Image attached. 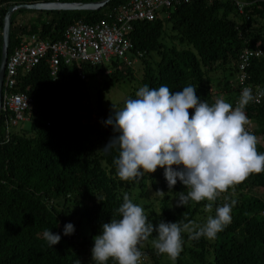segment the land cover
Returning <instances> with one entry per match:
<instances>
[{
	"label": "trees",
	"instance_id": "1",
	"mask_svg": "<svg viewBox=\"0 0 264 264\" xmlns=\"http://www.w3.org/2000/svg\"><path fill=\"white\" fill-rule=\"evenodd\" d=\"M39 1L52 0H0L1 25L10 5ZM127 1L110 0L98 10H17L12 16L9 53L29 34L61 39L71 23L80 19L95 23ZM245 1L248 5L244 14L238 11L234 0H190L170 10L165 19L137 21L131 36L134 52L142 54L141 87L167 85L175 92L192 85L200 99L210 105L216 101L215 95H222L235 106L240 97L238 83L226 75L225 81L215 87L210 74L230 68L228 74L233 75L245 47H264V0ZM21 12L32 15L30 22L24 24L18 19ZM168 21L176 32L173 38H178L180 45L167 47L162 41ZM2 39L1 34L0 64ZM155 51L160 58L153 61ZM117 63L114 61L113 66ZM109 66L112 65L62 62L54 79L49 58L43 57L32 70L19 72L15 90L32 95L34 104L27 112L31 125L22 131L15 130L17 125L9 126L5 111L0 116V264H95L91 248L93 237L101 234V225L121 218L117 209L125 193L137 203L128 193L127 184L139 187L141 194L149 183L157 192L187 193L179 181L169 189L162 168L134 181L119 179L113 163L117 150L105 152L102 148L116 135L103 121L120 109L106 108L102 98L118 80L128 79L129 72L122 73L118 67L108 72ZM81 68L86 79L89 75L109 74L99 89L100 112L95 121H89L92 112L86 105L89 94ZM248 72L250 83L264 86V57L254 59ZM138 90L130 93L122 108ZM245 112L255 123L254 135H261L264 140V99L259 105L249 103ZM257 150L264 153V144L258 142ZM256 188L264 195V172L251 174L243 183L229 188L232 195H220L213 202L214 217L216 207L236 201L231 223L215 239H190L189 233L184 232L183 251L177 260H166L167 255L157 254L151 244L143 252L141 262L149 255L151 261L143 264H264V196ZM206 204L208 201H189L185 207L172 209L167 195L162 215H154L149 221L154 226L161 219L195 225ZM83 221L89 224L90 234L80 239ZM68 223L73 224L75 231L66 236L63 229ZM45 230L60 234V242L50 247L43 237ZM156 236L153 232L144 242L149 243ZM107 264L116 261L110 258Z\"/></svg>",
	"mask_w": 264,
	"mask_h": 264
},
{
	"label": "clouds",
	"instance_id": "2",
	"mask_svg": "<svg viewBox=\"0 0 264 264\" xmlns=\"http://www.w3.org/2000/svg\"><path fill=\"white\" fill-rule=\"evenodd\" d=\"M196 93L192 85L175 92L167 85H144L135 98L126 100L122 109L103 121L116 135L102 149L117 150L113 163L120 180L134 181L162 168L169 189L178 181L188 189L186 194L177 193L178 207H185L189 201H208L205 211H211L212 202L220 194L251 174L264 172V153L257 150L258 138L246 128L250 121L245 108L257 96L245 87L234 107L222 98L210 105ZM258 95L264 96V90ZM235 203L233 200L216 207L215 216H209L203 225L161 219L154 226L144 208L125 193L117 209L121 218L103 223L101 234L93 237L92 261L107 264L111 258L116 264H140L143 253L139 245L153 232L157 236L151 243L157 254L175 261L183 251L182 233H189L190 239H215L231 223ZM74 231L73 224L68 223L63 234ZM43 237L50 247L61 240V235L51 230H45Z\"/></svg>",
	"mask_w": 264,
	"mask_h": 264
},
{
	"label": "built area",
	"instance_id": "3",
	"mask_svg": "<svg viewBox=\"0 0 264 264\" xmlns=\"http://www.w3.org/2000/svg\"><path fill=\"white\" fill-rule=\"evenodd\" d=\"M190 0H128L108 13L95 23L82 19L68 25L63 37L58 40L40 37L38 33H32L24 37L21 43L9 53L3 87V107L6 112L8 124L18 125L27 119V112L32 109L34 97L27 92L17 91V77L19 72H28L37 65L43 57L49 58L50 74L57 78L60 65L87 62L93 66L113 65L114 61H123L127 65L133 63L129 57L134 52V42L131 33L134 31L137 21H152L161 17L160 11H166L167 17L170 10L178 5L188 3ZM238 11L245 13L248 2L234 0ZM2 6L0 3V35L3 31L1 25ZM141 56L142 54L138 52ZM136 55V54H135ZM264 57V47H245L239 56L234 80L238 83L240 93L243 88L250 87L257 99L250 102L254 105L262 103L264 96L258 92L264 90L260 84L249 82L248 69L256 58ZM122 63V62H121ZM112 71V67L108 72ZM83 79H86L83 69H80ZM239 98L236 100L238 102ZM235 107V106H234Z\"/></svg>",
	"mask_w": 264,
	"mask_h": 264
},
{
	"label": "rangeland",
	"instance_id": "4",
	"mask_svg": "<svg viewBox=\"0 0 264 264\" xmlns=\"http://www.w3.org/2000/svg\"><path fill=\"white\" fill-rule=\"evenodd\" d=\"M62 1V0H59ZM160 15L163 19L167 18V12L166 11H160ZM32 18V15L30 16V13L27 12H21L18 19L22 23H28L30 22V19ZM176 32L171 28V22H166V26L164 28V31L161 35L162 41H164L168 46L170 47L172 45H180L178 38H173ZM157 51L153 53L154 58L152 60H158L160 58L156 55ZM136 54V55H135ZM129 57L133 59V63L131 65L125 64L123 61H117V65L109 66L108 68L112 67V70L114 71L117 67L119 70L124 72H129V75L126 77L128 79L121 78L118 80L115 85L109 90L103 93V100L102 103L106 108H109L111 110H118L122 108V102L130 95L132 91H135L139 88H141V79L143 76V63H142V57L139 55L138 52H130ZM122 62V63H121ZM107 68V69H108ZM122 68V69H121ZM235 70L232 68V71ZM230 68L225 72L223 69H219L218 71H213L210 76L213 79V84L216 87L217 85L223 83L225 81V76L227 75L228 80H234V75L228 74L230 72ZM227 73V74H226ZM109 74H100V75H89L86 79L87 83V89L89 96L87 97L86 105L87 108L92 112V118L89 119V121H95L97 116L100 112V106H99V89L104 83L105 80L108 79ZM132 78H131V77ZM130 77V78H129ZM216 99L222 98V95H215ZM27 119L21 120L19 124L16 127V131H22L26 128H28L31 125V121L29 120V115H27ZM250 121V120H249ZM255 127L254 122H250L248 125H246V128L248 131H250L252 134H254L253 129ZM258 138V142L264 144L263 137L261 135H256ZM128 193H130L131 197L144 208L145 214L147 215L148 219H152L154 215H162V209H163V202L166 198V196H169L170 200V207L172 209H175L177 206V200H178V192H163L161 194L160 192H157L152 188L150 183L148 184V187L146 190L141 194V189L139 187H134L133 185L127 184ZM188 191V189H187ZM256 191L258 194L263 195V192L261 189L256 188ZM231 192H224L220 195L223 197H227L230 195ZM232 195V194H231ZM209 203V202H208ZM213 204V202H212ZM214 207V206H213ZM213 207L211 211H205V207L203 209V212L197 216L198 222H195V225L204 224L209 216H213ZM90 234V226L88 223L83 221L81 227L79 228V235L80 239L88 238ZM152 243L149 242H141L140 251L143 253L148 245H151ZM86 259L90 258V254L85 256ZM168 257H166V260ZM151 261V257L149 255L145 256V259L140 262V264L148 263Z\"/></svg>",
	"mask_w": 264,
	"mask_h": 264
},
{
	"label": "water",
	"instance_id": "5",
	"mask_svg": "<svg viewBox=\"0 0 264 264\" xmlns=\"http://www.w3.org/2000/svg\"><path fill=\"white\" fill-rule=\"evenodd\" d=\"M110 0L94 1H39L33 3H14L10 5L3 21V39L1 47V64H0V116L3 107V87L6 70V63L9 56L11 25L13 14L20 9L34 10H98L109 3Z\"/></svg>",
	"mask_w": 264,
	"mask_h": 264
}]
</instances>
